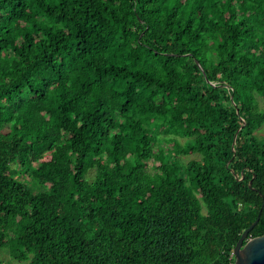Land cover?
Instances as JSON below:
<instances>
[{"label":"trees","instance_id":"1","mask_svg":"<svg viewBox=\"0 0 264 264\" xmlns=\"http://www.w3.org/2000/svg\"><path fill=\"white\" fill-rule=\"evenodd\" d=\"M257 97L264 0H0V249L233 264L264 234Z\"/></svg>","mask_w":264,"mask_h":264},{"label":"water","instance_id":"2","mask_svg":"<svg viewBox=\"0 0 264 264\" xmlns=\"http://www.w3.org/2000/svg\"><path fill=\"white\" fill-rule=\"evenodd\" d=\"M255 190V188H253ZM264 206L262 202L261 208ZM261 210H259L255 220L243 230L234 248L233 264H264V234L248 237V232L256 225L259 220Z\"/></svg>","mask_w":264,"mask_h":264},{"label":"rangeland","instance_id":"3","mask_svg":"<svg viewBox=\"0 0 264 264\" xmlns=\"http://www.w3.org/2000/svg\"><path fill=\"white\" fill-rule=\"evenodd\" d=\"M259 107L264 109V98L263 97H257ZM256 134L259 136L264 135V122L260 128L256 130ZM191 158H199L198 154L194 153H188L187 155H181L180 159L182 160L183 163H186L187 160ZM0 264H27V261H22L19 262L17 260H14L11 258L5 249H0Z\"/></svg>","mask_w":264,"mask_h":264},{"label":"built area","instance_id":"4","mask_svg":"<svg viewBox=\"0 0 264 264\" xmlns=\"http://www.w3.org/2000/svg\"><path fill=\"white\" fill-rule=\"evenodd\" d=\"M232 255H233V253H232ZM229 264H231V263H229Z\"/></svg>","mask_w":264,"mask_h":264}]
</instances>
